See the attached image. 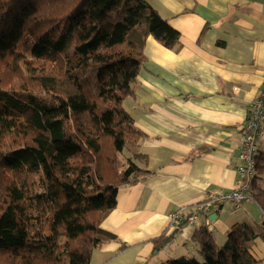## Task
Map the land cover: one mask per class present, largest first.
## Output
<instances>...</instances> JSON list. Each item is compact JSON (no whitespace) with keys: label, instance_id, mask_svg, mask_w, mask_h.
<instances>
[{"label":"trees","instance_id":"trees-1","mask_svg":"<svg viewBox=\"0 0 264 264\" xmlns=\"http://www.w3.org/2000/svg\"><path fill=\"white\" fill-rule=\"evenodd\" d=\"M150 36L182 47L146 0H0V264H91L118 239L102 224L119 188L150 174L125 105ZM36 60L56 65L34 74ZM251 196L264 212V149ZM258 239L264 221L236 223L223 243L204 224L196 254L159 264H264Z\"/></svg>","mask_w":264,"mask_h":264},{"label":"crops","instance_id":"crops-1","mask_svg":"<svg viewBox=\"0 0 264 264\" xmlns=\"http://www.w3.org/2000/svg\"><path fill=\"white\" fill-rule=\"evenodd\" d=\"M146 1L180 32L182 47L147 39L125 105L144 133L150 174L119 188L116 208L102 224L118 239L96 249L91 264H159L196 254L193 235L201 225L225 240L238 222L264 221L249 197L239 207L213 206L194 224L169 227L171 212L194 214L208 194L236 184L243 128L264 88V0ZM258 142L264 149V122ZM161 237L170 238L162 244ZM259 241L252 251L260 245L264 252Z\"/></svg>","mask_w":264,"mask_h":264},{"label":"built area","instance_id":"built-area-1","mask_svg":"<svg viewBox=\"0 0 264 264\" xmlns=\"http://www.w3.org/2000/svg\"><path fill=\"white\" fill-rule=\"evenodd\" d=\"M264 122V88L261 95L252 103L245 127L242 133V163L237 167L238 179L233 189L210 193L201 202L196 204L195 213H185L178 209L169 214V227L179 228L185 223L194 224L200 214L209 213L213 206L231 202L239 207L242 202L251 196L252 182L256 173L257 156L260 152L258 137Z\"/></svg>","mask_w":264,"mask_h":264},{"label":"rangeland","instance_id":"rangeland-1","mask_svg":"<svg viewBox=\"0 0 264 264\" xmlns=\"http://www.w3.org/2000/svg\"><path fill=\"white\" fill-rule=\"evenodd\" d=\"M28 60H32V58H30L29 56L27 57ZM21 65H24L22 62H20ZM29 65V64H28ZM55 62H50L49 64L44 62V61H33V64L31 65V67L34 69L35 73L34 74H39L42 73V71L47 72V73H52L53 71V67L55 66ZM25 66V65H24ZM45 68V69H44ZM218 235V234H217ZM218 242L219 243H223L225 240L221 237H219V235L217 236ZM260 244H264V242L259 241ZM261 247L259 245V247L255 248V250L253 251V253L255 254V256L257 258H263L264 257V252L260 251Z\"/></svg>","mask_w":264,"mask_h":264}]
</instances>
